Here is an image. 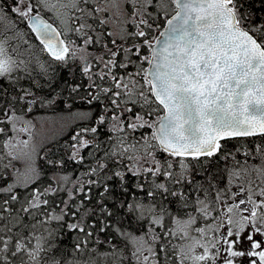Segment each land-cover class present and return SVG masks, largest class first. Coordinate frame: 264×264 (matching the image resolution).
<instances>
[{"label": "snow or ice", "instance_id": "6c2138e0", "mask_svg": "<svg viewBox=\"0 0 264 264\" xmlns=\"http://www.w3.org/2000/svg\"><path fill=\"white\" fill-rule=\"evenodd\" d=\"M0 264H264V0H0Z\"/></svg>", "mask_w": 264, "mask_h": 264}, {"label": "trees", "instance_id": "16d2710c", "mask_svg": "<svg viewBox=\"0 0 264 264\" xmlns=\"http://www.w3.org/2000/svg\"><path fill=\"white\" fill-rule=\"evenodd\" d=\"M43 118H49V119H51V120H53V119H59V118H60V114H57L56 116H53L51 113H47V114L44 115ZM52 126H54V125H52ZM55 131H56V130H54V132H55Z\"/></svg>", "mask_w": 264, "mask_h": 264}, {"label": "rangeland", "instance_id": "374dc122", "mask_svg": "<svg viewBox=\"0 0 264 264\" xmlns=\"http://www.w3.org/2000/svg\"><path fill=\"white\" fill-rule=\"evenodd\" d=\"M44 119L51 121V119H49V118H44ZM49 127H50L51 131H53V132H54V130H56L55 126H52L51 124L49 125Z\"/></svg>", "mask_w": 264, "mask_h": 264}]
</instances>
